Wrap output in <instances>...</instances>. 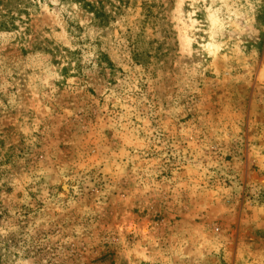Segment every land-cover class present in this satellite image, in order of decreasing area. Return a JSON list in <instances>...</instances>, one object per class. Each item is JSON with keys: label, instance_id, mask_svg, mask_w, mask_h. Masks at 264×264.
I'll return each instance as SVG.
<instances>
[{"label": "rangeland", "instance_id": "1", "mask_svg": "<svg viewBox=\"0 0 264 264\" xmlns=\"http://www.w3.org/2000/svg\"><path fill=\"white\" fill-rule=\"evenodd\" d=\"M28 1L0 30V264H264V0Z\"/></svg>", "mask_w": 264, "mask_h": 264}, {"label": "trees", "instance_id": "2", "mask_svg": "<svg viewBox=\"0 0 264 264\" xmlns=\"http://www.w3.org/2000/svg\"><path fill=\"white\" fill-rule=\"evenodd\" d=\"M84 7H87L95 18L100 20V24H105V14L100 9L86 0H74ZM28 0H0V30H8L15 26L13 23L14 18L21 12L27 13L26 4ZM29 4V3H28ZM21 5H24L21 7ZM16 11V14L14 13ZM20 18V17H19ZM21 20V19H20Z\"/></svg>", "mask_w": 264, "mask_h": 264}]
</instances>
